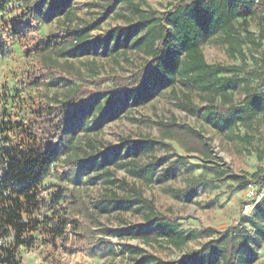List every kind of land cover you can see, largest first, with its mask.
Wrapping results in <instances>:
<instances>
[{
    "label": "rangeland",
    "instance_id": "374dc122",
    "mask_svg": "<svg viewBox=\"0 0 264 264\" xmlns=\"http://www.w3.org/2000/svg\"><path fill=\"white\" fill-rule=\"evenodd\" d=\"M37 1L0 0V21L10 28L20 25L28 39L23 41L11 35L10 30H4L6 26H0V120L3 121L12 122L15 118L21 121L32 98L57 104L74 89V85L65 81L48 80L35 86L25 82L24 73L31 71L40 59L34 51L27 53L26 50L38 40L68 28L82 29L83 44L78 50L53 56V59L71 64L86 80L130 76L151 59L142 40L147 33L146 26L135 32L139 11L158 16L171 9L173 3L172 0H60L63 4L60 9L50 7L52 0H43L41 4ZM115 28H121L122 33L116 31L109 37L108 33ZM249 30L257 35L256 21L250 22ZM220 38L219 34H213L199 39L205 61L213 66L240 67L241 60L227 53ZM246 63L249 68L254 67L249 60ZM148 87L152 97L144 104L136 105L130 97L123 103L110 102L101 95L94 102L90 122L75 121L67 150L43 177V204L38 215L46 223L33 234L35 241L31 248L19 249L22 264H40L48 253L57 256L61 264H159L158 261L178 264L186 254L216 236L206 234L205 228L223 231L229 226L243 229L248 236L247 244L240 250L241 257L248 264H264V197L253 202L251 209L245 212L244 186L203 174L204 158L177 141L144 144L136 153L121 148L125 139L158 140L156 124L175 120L178 125H186L204 137L211 151L206 162L249 179L259 169L264 170V126L248 134L243 128L232 132L212 128L202 119L207 95L178 74L167 84L150 81ZM241 87L240 83L233 93L235 101L243 98ZM105 111L119 115L97 128L93 116L99 117ZM245 134L251 137L247 146L237 138ZM110 146L119 149L109 154L108 164L98 165L100 153L108 151ZM89 156L96 160L92 161ZM167 156L171 158L158 165L150 184H145L128 164L134 160L147 165ZM179 158H183L184 163L166 176L169 164ZM202 176L201 184L190 191L194 180ZM59 188L63 191L62 206L59 205L62 201L54 203L51 196ZM135 192L143 200L130 206L106 201L113 195L130 199ZM146 203L157 213L177 219L183 233L196 232L195 238L174 247L165 240L144 243L131 236H118L120 230L148 224L150 213ZM74 209L81 213L80 232L88 240L107 239L111 245L71 251L53 248L49 243L50 227L59 219L79 216ZM64 231L69 233L68 226ZM125 244L132 248L126 249ZM196 264H221V260L215 255L209 262Z\"/></svg>",
    "mask_w": 264,
    "mask_h": 264
},
{
    "label": "trees",
    "instance_id": "16d2710c",
    "mask_svg": "<svg viewBox=\"0 0 264 264\" xmlns=\"http://www.w3.org/2000/svg\"><path fill=\"white\" fill-rule=\"evenodd\" d=\"M42 2L43 0H38L37 4ZM172 2L171 9L158 16L139 11V19L134 28L137 32L146 26L147 33L142 40L145 41L151 59L130 76L113 75L86 80L71 64L59 63L53 59V56L78 50L83 44V30L79 28L52 33L26 50L27 53L34 51L40 58L33 69L23 75L28 85L35 86L48 80L65 81L74 85V89L64 101L57 104L32 98L21 121L17 118L12 122L9 119L0 120V264H22L19 249L33 246V234L46 223L38 215L43 204V177L48 169L57 165L61 155L67 150L72 140L70 130L75 121L90 122L94 102L99 96L105 95L110 102L119 103L130 97L134 104H144L152 97L148 87L150 81L167 84L178 74L207 95L202 119L212 128L227 132L243 128L248 134L264 126V0ZM55 6L61 9L63 4L60 0H52L50 7ZM251 21L257 23V35L249 30ZM0 26H6L4 30H10L11 35L28 41L20 25L13 27L10 24V28L1 20ZM116 31L121 34L123 30L115 28L108 33L109 37ZM213 34L221 36L220 40L226 45L230 56H237L241 60L240 67L213 66L205 61L199 39ZM247 60L253 63V68H249ZM222 72L229 75L219 76ZM240 83L244 95L241 100L235 101L233 93ZM188 105L192 107L191 104ZM118 115V112L105 111L99 117L93 116V121L100 128L103 123ZM156 130L159 134L158 140L146 139L145 142H139L125 139L121 148L136 153L144 144L153 145L164 140L177 141L204 158L203 174L244 187L249 181L260 185L264 182L263 169L247 179L221 168L220 165L206 162L211 155L209 146L199 132L186 125H178L175 120L160 121L156 124ZM237 138L247 146L251 137L245 134L237 135ZM108 149L105 153H100L98 165L108 164L109 154L119 148L110 146ZM89 157L92 161L96 160L94 156ZM169 158L171 157L155 159L147 165L138 164L134 160L128 164L145 184H150L158 165ZM183 161V158H179L171 162L166 176L172 175ZM202 180L203 176L194 180L190 191H194ZM51 196L54 203L62 201L59 203L62 206L63 191L60 188ZM142 200L141 195L135 192L130 199L113 195L106 201L117 206H130L133 202ZM146 205L150 213L148 224L120 230L118 236H131L144 243L165 240L174 247H180L187 240L195 238L196 232L185 234L179 230L177 219L163 216L148 203ZM74 212L79 216L59 219L56 225L50 227L49 243L53 248L71 251L96 245H111L107 239L97 242L88 240L80 232L81 213L77 209ZM67 226L69 233L64 231ZM205 233L216 236L204 242L197 250L186 254L178 264L209 262L215 255L220 258L221 264H248L240 255V250L248 241L243 229L229 226L223 231H217L208 227L205 228ZM123 246L126 249L132 248L126 244ZM158 263L170 264L164 261ZM40 264L61 263L57 256L48 253Z\"/></svg>",
    "mask_w": 264,
    "mask_h": 264
},
{
    "label": "built area",
    "instance_id": "2783aa9c",
    "mask_svg": "<svg viewBox=\"0 0 264 264\" xmlns=\"http://www.w3.org/2000/svg\"><path fill=\"white\" fill-rule=\"evenodd\" d=\"M245 188V199L246 203L244 205V211L248 212L251 209V204L257 200L264 197V182L262 185L257 184L253 181H249Z\"/></svg>",
    "mask_w": 264,
    "mask_h": 264
}]
</instances>
